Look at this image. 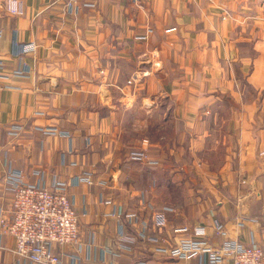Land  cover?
<instances>
[{
	"label": "crops",
	"instance_id": "crops-1",
	"mask_svg": "<svg viewBox=\"0 0 264 264\" xmlns=\"http://www.w3.org/2000/svg\"><path fill=\"white\" fill-rule=\"evenodd\" d=\"M5 1L3 70L28 69L0 79L6 217L13 167L48 188L65 182L80 225L75 243L54 246L65 264H198L157 247L192 235L175 227L199 224L216 244L215 219L264 247V0H98L77 13L64 0H22L21 15ZM16 41L38 47L20 55ZM14 122L25 125L17 136ZM15 246L0 234V264H40Z\"/></svg>",
	"mask_w": 264,
	"mask_h": 264
},
{
	"label": "built area",
	"instance_id": "built-area-1",
	"mask_svg": "<svg viewBox=\"0 0 264 264\" xmlns=\"http://www.w3.org/2000/svg\"><path fill=\"white\" fill-rule=\"evenodd\" d=\"M142 1V0H135ZM98 0H64L65 9L77 13L80 8L96 7ZM4 8L13 14L21 15L25 11L22 0H6ZM151 29H148L150 32ZM3 29L0 26V36ZM148 34V33H147ZM147 34L140 38H146ZM20 55L34 52L38 44L35 41L19 42ZM0 79L8 81L14 77L28 75L26 67L14 69L7 73L3 70L0 60ZM137 74L128 80L129 83L138 78ZM35 129L46 135H68L57 126L35 125ZM25 125L14 122L10 125L9 133L19 135ZM131 156L143 159L147 156L145 150H133ZM36 174L39 172L36 171ZM81 180L92 183L90 172L79 177ZM6 189L12 195L10 217L0 210V234H9L14 237L16 246L13 249L18 258H25L40 264H65L62 262L63 251L55 252L54 246H66L75 243L79 238V213L68 197L65 182H56L54 188H48L27 179V175L20 169L10 167L4 175ZM168 209V208H166ZM172 209V208H169ZM121 214V208L118 210ZM165 221L164 215L160 216ZM248 218L237 220V226L242 228ZM213 236L221 237L216 244L212 243L208 228L205 225H180L174 228L176 232H191L174 246H158L157 250L165 252L174 258H197L198 264H264V247L255 241L246 243L238 237L228 235L225 224L215 219ZM132 264H157L145 260H138Z\"/></svg>",
	"mask_w": 264,
	"mask_h": 264
}]
</instances>
